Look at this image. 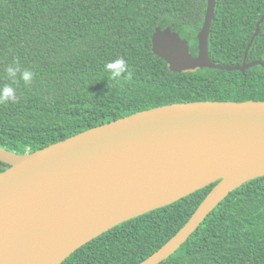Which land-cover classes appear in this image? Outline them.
I'll list each match as a JSON object with an SVG mask.
<instances>
[{"label":"trees","instance_id":"obj_1","mask_svg":"<svg viewBox=\"0 0 264 264\" xmlns=\"http://www.w3.org/2000/svg\"><path fill=\"white\" fill-rule=\"evenodd\" d=\"M206 0H0V85L19 58L34 72L19 81L18 103L0 105V146L23 154L88 128L159 105L200 100H264V69L172 72L151 49L169 26L197 53ZM264 57V0H216L209 55L221 65ZM123 56L132 79L113 82L106 60ZM7 165L0 162V171ZM216 183V182H215ZM125 220L61 264H138L188 220L215 185ZM158 264H264V176L231 191L188 239Z\"/></svg>","mask_w":264,"mask_h":264},{"label":"water","instance_id":"obj_2","mask_svg":"<svg viewBox=\"0 0 264 264\" xmlns=\"http://www.w3.org/2000/svg\"><path fill=\"white\" fill-rule=\"evenodd\" d=\"M216 0H206L197 53L169 26L151 49L172 72L240 65L211 60ZM257 22L245 54L259 31ZM0 264H61L115 225L215 185L185 224L138 264L165 260L244 182L264 176V100L159 105L19 154L0 146Z\"/></svg>","mask_w":264,"mask_h":264},{"label":"clouds","instance_id":"obj_3","mask_svg":"<svg viewBox=\"0 0 264 264\" xmlns=\"http://www.w3.org/2000/svg\"><path fill=\"white\" fill-rule=\"evenodd\" d=\"M104 70L109 74V78L113 82H119L121 78L128 81L132 79V71L128 62L123 56H118L111 60H106ZM4 73L9 83L0 85V105L11 102L18 103L19 97L16 94V88L19 81H23L26 85L31 84L34 79V72L26 67H22L19 58H15L12 64L5 66Z\"/></svg>","mask_w":264,"mask_h":264},{"label":"flooded vegetation","instance_id":"obj_4","mask_svg":"<svg viewBox=\"0 0 264 264\" xmlns=\"http://www.w3.org/2000/svg\"><path fill=\"white\" fill-rule=\"evenodd\" d=\"M262 17V16H261ZM260 17V18H261ZM260 20V19H259ZM258 20V21H259ZM257 21V22H258ZM257 24V23H256ZM247 53H248V51H247ZM247 53L245 54V52H244V54H243V58H242V61H241V64L244 62V63H249V62H252V61H256V60H247ZM259 60V59H258ZM238 65H240V64H238ZM256 66H259V65H254V66H252V67H249V68H253V67H256ZM249 68H247V69H249ZM263 68V67H262ZM264 69V68H263ZM246 70V69H245Z\"/></svg>","mask_w":264,"mask_h":264}]
</instances>
